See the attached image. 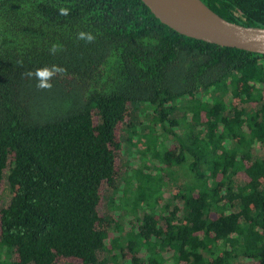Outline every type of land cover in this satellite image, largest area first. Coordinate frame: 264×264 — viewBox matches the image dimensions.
Wrapping results in <instances>:
<instances>
[{"label":"trees","instance_id":"16d2710c","mask_svg":"<svg viewBox=\"0 0 264 264\" xmlns=\"http://www.w3.org/2000/svg\"><path fill=\"white\" fill-rule=\"evenodd\" d=\"M202 1L229 21L264 27V0ZM44 71L50 86L41 88ZM226 92L227 101L217 97ZM178 99L197 132L173 131ZM138 103L154 121L137 133L152 170L121 162ZM157 124L177 142L158 147ZM258 144L264 54L183 35L141 0H0V201L9 194L0 251L8 264H264ZM176 166L189 181L164 202L163 176ZM129 172L119 198L133 216L127 227L99 207H116L112 192Z\"/></svg>","mask_w":264,"mask_h":264},{"label":"rangeland","instance_id":"374dc122","mask_svg":"<svg viewBox=\"0 0 264 264\" xmlns=\"http://www.w3.org/2000/svg\"><path fill=\"white\" fill-rule=\"evenodd\" d=\"M208 94H206L207 96ZM217 97H221L225 101H227L230 97L229 93H218ZM229 95V96H228ZM212 96V95H208ZM213 97V96H212ZM188 102L185 99H178L176 102V109L174 110L173 117L178 119V125L174 127V132L178 133L179 135H183L188 129H191L189 127L195 125L193 121L189 119L190 113L187 108ZM131 122L134 125V131L136 132L131 137V141H125V139L128 136V132L123 133L124 138V150L121 157V162L125 166L129 167H139L141 164L147 166L150 168V170L153 169L155 158L151 155V152H148L146 149V144L142 142V139H138V134L147 133L149 131V128L153 121L152 114H151V108L145 104L138 103L133 109L132 116H131ZM157 123V122H156ZM191 125V126H190ZM157 128L152 133V136H156V143L159 144L158 147L161 146L162 142L164 145L169 146L170 143L177 142L174 134L165 131L159 124H157ZM153 127V126H152ZM198 128L195 125L194 131H198ZM138 141V142H137ZM136 143V144H135ZM258 148L255 150L256 156H263L264 155V145L258 144ZM174 173L168 174L163 176V180L165 182L164 186L162 187V201L167 202L171 198V194L176 187L177 183H185L189 181V176L185 174L184 169L180 166H176L173 168ZM132 176L131 172L128 174L123 175L122 182L120 183L117 191V195H114L115 204H112V206L116 205V207H110L107 202L105 203V200L103 202V205L100 206V210L102 209L104 212L110 213V215H118L119 219L122 220V223L124 226L129 227L130 222L133 220L132 213L129 212L128 206H126V202L120 203L119 198L121 199L123 197L124 192L127 193L126 190H128V184L126 183L127 178ZM177 178L176 181H173L174 178ZM5 186V184H4ZM128 199L127 196H125V199ZM0 207L8 204L9 202V194L8 191H3L1 201H0ZM3 251H0V264H8V261L11 260V258H6L3 255ZM102 255H108L105 251H100L99 256ZM120 260V259H119ZM120 260V263L123 264Z\"/></svg>","mask_w":264,"mask_h":264},{"label":"water","instance_id":"95a60500","mask_svg":"<svg viewBox=\"0 0 264 264\" xmlns=\"http://www.w3.org/2000/svg\"><path fill=\"white\" fill-rule=\"evenodd\" d=\"M175 31L221 46L264 54V27L229 21L202 0H141Z\"/></svg>","mask_w":264,"mask_h":264},{"label":"clouds","instance_id":"9594fccd","mask_svg":"<svg viewBox=\"0 0 264 264\" xmlns=\"http://www.w3.org/2000/svg\"><path fill=\"white\" fill-rule=\"evenodd\" d=\"M61 12L66 14V10L65 9H61ZM83 36V34H81ZM88 40H92L93 37L92 36H88L87 37ZM51 73L44 71V72H40L39 76L42 77V82L39 84V87L44 88V87H49L50 85H48L47 83L43 82V80H46L48 76H50Z\"/></svg>","mask_w":264,"mask_h":264}]
</instances>
